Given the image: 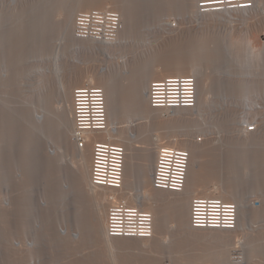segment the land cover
Returning <instances> with one entry per match:
<instances>
[{
  "label": "bare ground",
  "instance_id": "6f19581e",
  "mask_svg": "<svg viewBox=\"0 0 264 264\" xmlns=\"http://www.w3.org/2000/svg\"><path fill=\"white\" fill-rule=\"evenodd\" d=\"M0 1V72L6 70L8 75L7 80L5 78L0 79V264H4V259L7 258V253L3 247L5 243H7L10 251L8 252L10 254H8L9 258H7L8 264H26V262L27 264H51L52 253L47 252L50 247L51 229L56 225H64L65 228L72 225L70 207H73L74 202L71 200L70 190L64 187L60 197H52L46 191L49 189L48 184L54 180V177L57 180L61 177L62 181L66 179L61 166L63 162L69 161L66 158L65 149L68 148L69 139L72 140L73 132L68 94L72 87H79L78 85H92L103 89L108 127L105 131L86 133L84 135L85 149L80 151L75 148V164L69 162V165L74 169V174H71L73 187H78L88 197L91 205L90 210L92 212L90 211L89 224L84 230L85 237H81L78 232L69 233L68 230L62 231L59 229L57 237H55V248L59 247L60 249V245L63 247L65 245L64 248H66L65 243H68L67 239L70 240V238L71 241L78 244L83 243L86 240L85 238H88L109 253L119 248L121 246L120 242H136L147 250L151 246H159L160 243L163 245L162 241L165 237L164 232H166L168 222H172L176 226L178 232L176 235L181 236V239L194 241L196 235L201 233L199 235L201 237H197L201 240L204 237L202 231L208 230H192L188 225L190 203L194 196L219 197L237 206L236 227L228 232H238L243 235L242 233L250 228L249 224L252 222L254 215L250 209L252 206L250 200L259 188L264 190V182L261 181L263 179L260 178L261 173H259L262 169L257 170L258 167L262 168L264 166V162H262L263 165L259 164L257 166L256 160H252L253 155L258 151L261 155L264 154V123L257 128L255 133H245L241 129V125L250 120L249 115L253 112L249 111H251L250 108L254 104L257 106L256 112L262 111L261 105L255 103V98H257L258 85L261 82L264 102V49L259 52L262 63H260V68H257L251 57L253 48L249 51L246 50L247 57L245 55L236 59L232 48L227 44L224 46L222 43L227 39L223 36V31L226 30L224 28L230 23L239 24L246 29L243 34L244 37L237 36L240 37L241 45L244 47L253 39L252 31L259 33L264 30V0H254V8L251 11L219 13L201 18L196 17L194 0H65L73 3L74 6L72 5L73 7H70V9H74L72 11L69 9L71 12L68 11L67 6H65L66 3L63 4L62 0H53V3L56 1L59 4L62 1L61 4L64 5L59 7L56 4L58 6L56 7L54 4L56 9H52L53 6L48 7L52 0ZM178 7H180L183 19L182 17L174 18L182 22L181 27L177 33L167 34L162 26L165 25L168 19L174 18H167L165 15L168 14V11H174ZM51 9L53 11L49 14ZM93 10L113 11L120 15L121 24L116 43H95L75 39L73 36L75 15L82 11ZM58 12H61L62 15H57ZM186 18L187 23L185 22ZM185 23H189L190 26L194 24L203 30L208 29L211 25L217 26L218 24L219 27L225 25L223 29L221 28L222 31H216L215 27L212 29L215 30V34L216 32L221 33H218L219 38L214 36L213 40L210 41L209 37V41H206L207 45L210 42H216V45L213 44L215 46L211 44V48L207 49L213 62H211V68L208 69V74H205L206 65L201 64L202 61L200 62L198 59L197 63L187 64L174 62L173 60V62L167 63L166 59L164 62L160 58L162 51L165 50L166 52V49H168L169 43L165 42L167 44V47L164 45L165 49L158 42H164V38L176 37L184 29L183 25ZM138 24L140 28L137 27ZM210 32L213 34L212 31ZM165 41L167 40L165 39ZM64 48L70 54L74 53V55L96 52L97 56L99 54V56L107 59L112 55H119L121 57H116L113 60L115 62L112 64L113 67L117 68L124 65L125 60L123 58L127 57L129 62L125 64L122 70H116L117 72L111 70L108 63H104L97 73L94 72V69H90L85 71L81 78L80 76L70 77L65 74V64L57 63L59 57L64 55ZM152 51L154 52L151 53ZM11 56H14V58ZM113 73H117L116 76L111 75ZM167 76H192L195 78L196 104L194 109L165 112L148 107L146 92L149 83ZM49 77L50 79H48ZM122 78H126V82L129 80V84L132 83L131 93L128 94V98L126 97L128 103L125 101L126 104L123 103L124 105H122L124 101H121L120 95L126 94L128 91L125 90L126 84H123L124 81L121 82L120 80ZM47 82H51L53 85L48 88L49 83L45 84ZM14 84H18L19 93L21 94L17 97L18 104L10 105L9 100L7 101V98L9 99L8 89L9 85ZM52 89L55 91V99H53L54 92ZM239 90L242 93L241 95L236 94ZM3 91L5 95H3ZM207 93H210L211 96H207ZM2 98H5V104L1 101ZM52 103L65 107V113L56 112V110L53 112V109L49 107ZM212 108L214 109L211 111L212 113H215L217 108L221 110L219 120L217 118V120L215 119L216 122L213 121V124H217L220 131L217 132L212 126L211 131L212 129L213 131L207 134L210 137H215V141L220 144L222 151L224 150L226 137H231V142L236 139L235 145L230 144V149L225 154L226 159L223 161V165L227 167L226 170L233 172V176L229 178L236 180L229 187L217 181V176L213 177L217 183L213 181V178L210 179L211 175L209 178L206 175L205 177L202 176L200 171L201 160L199 158L201 150L199 147L196 148L195 144L186 139L184 135H177L180 128H198L200 123L202 124V117H205L204 115L207 112L205 110H211ZM2 109H6L8 113H6V117H3V114L1 116ZM33 112H35L34 121L36 124L31 121ZM3 113H5V110ZM191 116L196 117L197 120H192ZM121 117L127 119V122L123 125L115 121ZM135 121H137V126L133 131L134 137L130 138L128 129ZM176 124L179 126H176ZM222 133H224L223 137ZM200 135L204 134L199 132L197 136ZM197 136L194 138L196 143ZM145 137L148 139L145 141H148L149 147L139 146V148L141 150L144 148L142 151L149 153L151 165L148 164L142 167L138 174H135V145ZM206 139L207 137H205ZM104 140L121 141L126 145L121 190L93 189L89 186L87 158L90 151L92 153V144ZM162 144H172V146L189 151V164L184 189L180 193L158 191L150 186V175L154 163L152 161L155 160L157 147ZM45 146L46 149L49 148L48 157L50 159L42 157ZM258 153L257 155H259ZM59 166L61 169V172H59L60 177L54 173ZM17 170L19 171L17 172ZM263 176L264 174L262 178H264ZM37 183L40 186L35 200L40 205L36 203L35 205L39 206L33 209L29 204L31 199L28 198L30 194L28 184L34 185ZM236 187L240 191H237ZM229 188L236 191H227L226 189ZM7 193H15L16 196H14L12 202L5 195ZM25 194H27L26 197ZM53 198H55L57 207L54 211H51L49 204ZM41 200L45 202L40 203ZM121 200L128 204H140L152 214L154 218V236L152 239H108L105 237L106 208ZM26 204L29 205V208ZM41 212L46 213L44 219H41ZM257 213L262 220L264 207L258 210ZM169 219L170 221H168ZM26 237H30L32 243L27 239L25 240ZM16 240L17 242H15ZM245 241L248 246H245L246 244L242 246L235 244L228 251L227 260L230 264H243L245 258L251 255L264 254V246H259L255 239L246 237ZM176 251L178 252V250ZM170 252L168 250V253ZM202 257L204 256H201L199 260ZM110 258V264H116L114 257L111 256ZM199 260L197 261L199 262ZM215 260L216 262H222L223 257L217 256ZM196 262H191V264ZM177 263L179 264V262Z\"/></svg>",
  "mask_w": 264,
  "mask_h": 264
},
{
  "label": "rangeland",
  "instance_id": "374dc122",
  "mask_svg": "<svg viewBox=\"0 0 264 264\" xmlns=\"http://www.w3.org/2000/svg\"><path fill=\"white\" fill-rule=\"evenodd\" d=\"M62 1H63V4L66 3L65 6H67L66 8L68 9V11L71 10L70 7L74 6L73 3H71V1L70 2H66L67 0L66 1L62 0ZM54 2L55 3H53V0H52L51 1L52 4L49 3L50 5L48 7L53 6L52 9H54V8L56 9V7H58V6L59 7L64 6L61 4V2H60L61 5L59 4V2L58 3L56 1H54ZM54 4L55 5L57 4L58 6L56 5V7H54L55 6ZM70 4H71V6H70ZM0 5H1V1H0ZM52 9L50 10L49 14H51V12L53 11ZM176 9H174V11H168L167 12L168 14L165 13L166 14L165 16L167 18H174V17L175 18H179V17L181 18L182 17V19H183V15H182V12L180 10V7H178L177 10ZM57 15H62V14H61V12L60 13L58 12ZM187 21L188 20L186 18L185 22L187 23ZM186 23L183 25L184 29L176 37H174L175 39L174 38H164V40H163L164 42H158L159 45H161V44L163 45V48L167 47V44L165 42L169 43L168 44L169 46L167 47L168 49L165 48L166 52L164 50L162 52L163 53L165 52V53L160 54L161 56L162 55H164V56L163 57L160 56V58H162L164 60V62L166 59L167 63L168 62L171 63L174 61V62H178V63H187L188 64V63H197V61L199 60L200 62L201 61L203 62V63L201 62V64L206 65L207 68L205 69V74H208V69L212 65L213 62H212V59L210 57L211 55L209 54L210 52L207 49L211 48L210 47L211 44L213 45L216 43V42L215 43L214 42L208 43V45L210 44L209 48H208V45H207V42L209 41L208 39L210 37V41H212L213 40L212 38H214V36H216V38H219V34H221V33L218 32L219 33L218 34L216 32V34H215V30L216 31L217 30L222 31V29L224 28L225 25H223V26L221 25L222 27H219L218 24H217V26L211 25L213 27L209 26L210 27V29L208 27L209 30L207 28H206V30L205 29L203 30L202 28L197 27L194 24H191V26H190L189 23L188 24H186ZM230 24H233V23H230ZM230 24H228V26H226L224 28V30L226 29L225 30L226 32L223 31V33L226 35L223 34V36H224V38H227V39H225V41L222 43V45H224V46L226 44L229 45L232 48L233 53H234V57L236 59H239L245 55H246L245 57H247L246 50L249 51V50H251V48H253L251 51V57H252L253 61L255 62L256 67L260 68V63H262V61H261L259 52H261L264 49V45H263L264 30L260 31L259 33H255L252 31L251 33L253 34V39L251 41H249V43H247L244 47L243 45H241V41L239 38L244 37L243 34H244L246 29L242 28L244 26H240L239 24L237 25L236 23L231 25L234 27L229 26ZM139 26L140 25L138 24L137 27H139ZM214 27H215V30H212V29H214ZM219 28H220V30H219ZM210 31H212L213 34ZM249 33H250V31H249ZM237 36H240V37H237ZM158 38H159V36H158ZM165 39L167 41H165ZM163 43H165V44H163ZM164 45H165V47H164ZM215 45H213V46H215ZM206 46H207V48H206ZM156 47L157 46L155 45V48ZM153 52L154 51H152L151 53H153ZM155 52H156V50H155ZM63 53H64V55L59 57L57 63L65 64L64 65V67L66 69L65 74H67L70 77L80 76V78H81V75L84 74L85 71L90 70V69H94V72L97 73L98 69L99 68L101 69L103 67L104 63H108V65L111 67V70L113 69V71L122 70V68L125 66V64L129 62L127 57L123 58L125 60L124 65L120 68H117L115 66L113 67L112 64L115 62L113 60L116 57H118L119 55L118 56L112 55L108 59L104 58L102 56H99V54L97 56L96 52H94L93 54L82 53V54H75L74 55V53L70 54L66 48H64ZM240 55H242V56H240ZM5 56H7V55H5ZM11 57L14 58V56H11ZM119 57H121V56H119ZM247 59H251V58H247ZM91 63H93V64H91ZM238 64L240 65L241 63H238ZM118 65H120V64H118ZM209 71L211 72V70H209ZM116 74L117 73H113L111 75L116 76ZM0 75H1L0 76L1 80H3L4 78H5V80L8 79V77H7L8 75L6 73V70L3 72H0ZM50 77H52V76H50ZM50 77L48 79H50ZM120 80H121V82L124 81L123 84H126L125 90L128 91L127 93H126V91H124L126 94L120 95L121 101H124V102H122V105H124L123 103H125L126 97L128 98L130 93H131L130 89H131L132 83L129 84L128 83L129 80H128V82H126L127 81L126 78L125 79L122 78ZM51 81H52V78H51ZM259 82H260V80H259ZM50 83L51 82L45 83L46 85L48 84L47 85L48 88H49V86L53 85V83H51V84ZM260 83L258 85V93L256 96L257 98H255L256 100L255 99L254 100L256 101L255 102L256 104H258L259 106L261 105L260 107H262V109H261L262 111L256 112L255 110L257 109V106L255 104L252 106V108H250L251 111H249V112H253V114L251 113L249 115L250 120L257 119L258 121H260V122H258L257 128L261 127L264 123V113H263L264 112V102H263ZM17 85L18 84L9 85V89H8L9 99L7 98V101L9 100L10 105L18 104L17 97L21 93H19V89H18ZM78 86H81V85H78ZM75 87H77V86L72 87L70 90V93L68 94V101H69L70 105H71V91ZM127 87H128V89H127ZM4 91H3V95H5ZM53 92H52L54 95L53 99H55L56 98L55 97L56 96L55 91L53 90ZM5 93H7V92L5 91ZM236 94L241 95L242 93L239 90L236 92ZM207 96H211V94L207 93ZM1 101L3 102V104H5V102H6L5 98H2ZM259 102H261V103L259 104ZM49 107H50V109H53V112L56 110V112H64L65 113V107L64 108L60 107L59 105H56L55 103L50 104ZM0 108H1V105H0ZM4 110H5V113H3ZM4 110L1 113V116L4 115L3 117H6L5 115H7L8 113L6 112V109H4ZM212 110H214V109L212 108L211 110L210 109L205 110V111H207L206 113H208V114L206 115V113H205V115H204L205 117H202V119H203L202 124L200 123V126L198 128H195V127L193 129L192 128L191 129L180 128L177 132V135H184V137L186 139L191 141V143L195 144L196 148L199 147V149L201 150L200 151L201 156L199 155L200 156L199 158L201 160L200 161L201 175L204 177L206 175V176H208L207 178H209V176L211 175L210 179H212L213 177L215 178L217 176L218 177L217 181H220L221 183H223L229 187L230 184H234V182H236V180L234 181V180H231L229 178L230 176H233V172H229L226 170L227 167L225 165H223V161L226 159L225 154L227 151H229L230 146H231L230 144L235 145L236 139H234V142L233 141L231 142V137H226L225 146L223 147L224 150L222 151L220 148V144H218L215 141V137H210L207 134L208 132L211 131L212 126H213L212 128L215 129L217 132L220 131V128H218L217 124L215 123L216 125H214L213 123L216 122L217 118L219 120V117L221 115V110H219L217 108L215 110V113L214 112L212 113L211 112ZM252 110H254V111H252ZM34 115H35V112H33L31 115V121H32V123L36 124L34 121ZM191 119L197 120L196 117H193V116H191ZM115 121L120 122L123 125L124 123L127 122V119L124 117H121ZM176 126H179V125L176 124ZM216 126H217V129H216ZM213 129H212V131H213ZM216 131H215V133H216ZM199 132H201L202 134H204L205 137H207V139L205 140V142L203 144H197L194 140V138L199 134ZM223 134L224 133H222V137L224 136ZM145 140H148V139L145 137V138H143V140H141V142H139L135 145L136 146V148L134 149V172H135V174L136 173L138 174V171L142 167H144L148 164L151 165V158H150L149 153L142 151V150H144V148L149 147V145L147 144L148 141L146 142ZM68 142H69L68 146H67L68 148L65 149L66 150L65 155H66L67 160H69V161L63 162V165L61 166L63 168V172L65 173L66 179H64V181H62V179H60L61 177H60L59 172H61V169L59 166L57 170L55 169L54 173L58 174L60 178H58V180H57V179H55L56 177H54L53 181H51L49 184L47 183L49 185V186H47L49 189L46 192H48L47 194H50L52 197H55V196L60 197L61 192L63 193L64 187L70 190L69 192H71V195H72L71 200L74 202L73 207H70L71 208L70 213L72 214V225L68 226L67 228H65L64 225L63 226H57L56 225V226H54V228L52 227L53 229H51L52 232H51V236H50L51 240H49L50 241L49 242L50 247H49V251H47L50 254L52 253V255H51L52 258L50 261L51 264H110L111 263L110 262L111 256L114 257L116 264H178L177 262H179V264H181L182 261H183L182 264H191V262L194 263L197 260H199L201 258V256H204V257H202L203 260L201 259V260H199V262L197 261L195 264H230L227 260L228 251L231 249V247L235 246V244L240 245V246L246 244V241H245L246 237H252L253 239L256 240L257 243H259V246H264V217L261 220V218H259V215L257 213L258 210H260L261 208L264 207V190H263V188H262V190L259 188V190H257L256 193H254V196L250 200V202L252 203V206L250 209L252 210L251 212H253L254 215L252 218V222L249 224L250 228L246 229L242 233L243 235H241L238 232L237 233L236 232L230 233L228 231H202L204 234V237H202L201 240H199L200 238L199 239L197 238L201 234V233H199L195 237V239L197 238V241L194 238H193L194 241H192V240L190 241V239L189 240L186 239L187 240L186 241V240L181 239L182 238L181 236H180L181 237L180 238L179 235L178 236L176 235V234H178L176 226H174L172 222H168L167 228L165 227L166 228L165 230L167 233L164 232L165 237H164V239L162 238L163 239V241H162L163 245L160 243L159 246L158 245L156 247L151 246L152 249L150 247L149 248L150 251H149V249L145 250L146 248L143 249L142 246H140L136 242L134 243V242H120L119 241L121 248L120 247L116 248V249H114V251L112 253H109V252H106V250L104 248H102L100 245H97V243H95L93 240L88 239V238H85L86 240H84L83 243H80V244L76 243L75 241H71L72 239L70 238V240L67 239L68 243H65L66 248H64L65 245H64V247L60 245V247H61L60 249H59V247L55 248V244H54L56 242L55 237H57V234H58L57 231L59 229L62 231L68 230L69 233L70 232H78V233H80L81 237L82 236L85 237L84 236V230L86 229L87 225L89 224V218H90V214L92 212V210H90L91 205L89 204L88 197H86V195H84V193L81 192V190H79L78 187H76V186H75L76 188L73 187L74 186L73 185V178H72L71 174H74V169L71 165H69V162H73L75 164L76 149H75V146H74L71 139H69ZM139 146L140 147L143 146L144 148H142V150H141V148H139ZM146 146H148V147H146ZM48 151H49V148L46 149V146H45V148L42 152V157L44 159H50L48 157L49 156ZM258 152H260V151H258ZM257 153L255 155H253L252 160L253 159H254V161L256 160L257 166L259 164L263 165L262 162H264V156H263L264 154L261 155L260 153H258L259 155H257ZM261 153H262V151H261ZM263 153H264V151H263ZM259 156H261V157L263 156V157L259 158ZM90 157H91V151L89 153V165H90ZM251 157H252V155H251ZM256 157H258V158H256ZM260 159H262V160H260ZM153 162H154V160L152 161V163ZM263 167L264 166H262V168L258 167L257 170L260 171V169H262L261 172H259V173H261L260 178L263 180H261V179L260 180L264 182V178H262V175L264 174V172H262V171H264ZM88 169H89V167H88ZM18 171L19 170H17V172ZM20 171L22 172V170H20ZM41 173H44V172H41ZM56 174H55V176H56ZM214 178H213V181L215 183H217V181H215ZM54 181H55V183H54ZM213 181H212V183L215 184ZM39 186H40L39 183L34 184V185L28 184V191L30 192V194L28 195V198L31 199V200H29V204L31 207H33V209H35L36 206L40 205L39 202H36V200H35L36 195H38V187ZM226 190L227 191L228 190L233 191L234 189L232 190L229 188ZM236 190L240 191L239 189H237V187H236ZM236 190H234V191H236ZM14 194L15 193H12V194L7 193L5 195L10 199L9 201L12 202L14 196H16ZM26 195L27 194H25V197H26ZM50 195H49V197H51ZM42 200H44V199H42ZM42 200L40 201V203L45 202ZM36 203L39 205H35ZM43 205H44V203H43ZM56 205H57V203L55 201V198L51 199V202L49 204V208L51 209V211H54L56 209V207H57ZM26 206L29 208V205L26 204ZM40 216H41V219H44L45 218L44 216H46V213L41 212ZM168 221H170V219ZM75 224H77L78 226H76ZM198 232H201V231H198ZM207 232H209V233H207ZM199 237H201V236H199ZM29 238L30 237H26L25 240L27 239L28 241L31 242V240H30L31 238L30 239ZM178 238H180V239H178ZM15 242H17V240ZM122 243H123V245H122ZM191 243H193V244H191ZM67 245H70V246H67ZM122 246H124V247H122ZM245 246H248V243ZM3 247L7 253V258H9L10 254L8 252H10V251L8 250L7 243L3 244ZM62 247H63V249H62ZM172 248H173L174 253L172 251ZM168 250L171 252L168 253ZM176 250H178L179 253ZM170 255H172L173 257ZM5 256H6V254H5ZM174 256H176V257L174 258ZM214 256L223 257V261L222 262L221 261L216 262V260H215L216 257H214ZM12 257H13V255H12ZM7 258L4 259L5 260L4 264H8ZM175 259H176V261H175ZM180 259L181 260L183 259V260L181 261ZM193 260H195V261H193ZM187 262H190V263H187ZM26 264H27V262H26ZM243 264H264V254L251 255L250 257L245 258V261Z\"/></svg>",
  "mask_w": 264,
  "mask_h": 264
},
{
  "label": "built area",
  "instance_id": "2783aa9c",
  "mask_svg": "<svg viewBox=\"0 0 264 264\" xmlns=\"http://www.w3.org/2000/svg\"><path fill=\"white\" fill-rule=\"evenodd\" d=\"M196 17H207L219 13L251 11L254 0H194ZM181 21L168 19L162 26L167 34H175ZM121 20L113 11H82L73 23V36L77 40L114 44L118 40ZM151 109L172 112L192 110L196 104V80L192 76H167L151 81L146 92ZM72 142L77 150H84V135L88 132L105 131L108 127L105 93L92 85L75 87L71 95ZM137 121L128 133L133 138ZM258 121L252 119L241 125L245 133H255ZM203 143L205 136L196 138ZM126 145L121 141H96L92 144L89 167V186L93 189L109 188L121 190L123 185ZM189 164V151L176 146L162 144L156 149V157L150 175V186L154 190L180 193L184 189ZM104 234L108 239L132 238L150 240L154 236V218L140 204H128L124 200L106 208ZM237 224V206L219 197L194 196L189 211V228L192 230L231 231Z\"/></svg>",
  "mask_w": 264,
  "mask_h": 264
},
{
  "label": "crops",
  "instance_id": "0c3cea01",
  "mask_svg": "<svg viewBox=\"0 0 264 264\" xmlns=\"http://www.w3.org/2000/svg\"><path fill=\"white\" fill-rule=\"evenodd\" d=\"M87 160H88V167H89V155H88ZM88 174H89V169H88ZM88 174H87V175H88ZM88 176H89V175H88Z\"/></svg>",
  "mask_w": 264,
  "mask_h": 264
}]
</instances>
